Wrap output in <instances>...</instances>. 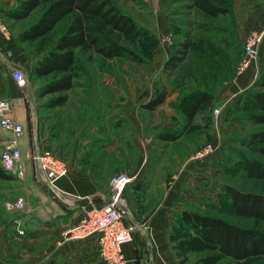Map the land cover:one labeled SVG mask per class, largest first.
<instances>
[{
    "label": "rangeland",
    "instance_id": "obj_1",
    "mask_svg": "<svg viewBox=\"0 0 264 264\" xmlns=\"http://www.w3.org/2000/svg\"><path fill=\"white\" fill-rule=\"evenodd\" d=\"M17 1L0 0V26L13 40L38 18L37 12L24 21H12L5 17L3 13L12 9ZM112 2L137 26L132 35L125 37L124 43L139 58V62L116 58L101 65V58L94 56L93 62L85 64L87 74L76 81L77 86L64 93L67 101L59 112L51 110V113H78L85 117H100L103 122L97 127L100 128L102 137H105L103 144L107 143L110 132L116 133L119 140L116 150L118 173L137 175L134 183L141 181V188L151 186L155 176L157 183H165L168 188L182 177L187 163L197 161V154L210 145L212 152L208 160L211 167L209 179L197 188L199 193L195 192V188L191 189L194 198L189 204H183L179 212L189 210L244 225V221L232 215L224 187L230 186L242 192L259 191L256 183L246 177L240 163L241 154L257 158L244 145L251 134L264 130V125L251 126L244 120L251 109L244 108L242 103L239 105L241 95L252 86L228 106L218 103L216 98L223 87L241 71L247 37L259 34L249 30L247 19L252 7L264 10V0H237L230 15L216 20L207 19L195 10L188 9L185 0ZM185 32L190 34V50L174 71L166 70L165 62L172 55L174 46L184 41ZM21 46L28 49L33 58L37 56L31 46ZM30 70H20L26 84L18 89L38 117V114L42 115L44 103L59 94L40 96L39 89L50 78H30ZM6 78L9 76L6 75ZM162 90L166 91V97L173 96V100L168 104H161L153 111L145 109L144 105ZM179 90L183 94L180 95ZM196 92L210 93L214 98L211 107L198 112L176 142L158 140V134L162 132L182 130L189 110L183 100L185 96ZM0 100L7 99L0 94ZM36 100L40 104L37 108L34 104ZM131 115L140 121L134 129L123 120ZM220 119L224 120V124L220 126L225 131L221 134L219 129V139H212ZM8 136L0 126V152L11 140H8ZM37 175L41 182L39 174ZM11 177L10 181L0 180V225L6 218L10 221L19 214L8 212L5 208L6 202L19 198L15 191L19 187L17 179L15 176ZM171 233H175L179 239L191 236L188 224L181 221H173ZM195 258L191 254L187 264H192Z\"/></svg>",
    "mask_w": 264,
    "mask_h": 264
},
{
    "label": "crops",
    "instance_id": "obj_2",
    "mask_svg": "<svg viewBox=\"0 0 264 264\" xmlns=\"http://www.w3.org/2000/svg\"><path fill=\"white\" fill-rule=\"evenodd\" d=\"M252 8L247 19L249 30L264 32V10ZM30 68L31 62L21 44L0 30V94L11 105L9 116L23 127L17 140L22 159L16 175L12 176L17 179L18 197L26 203L18 216L24 235L17 233L12 220L6 218L0 225V264H107L99 257L95 236L70 240L65 233L91 207H102L110 199V182L118 173L117 134L110 132L107 143L103 144L105 137L97 127L103 122L100 117L78 113L54 115L51 112H59L61 106H48L47 102L43 106L45 111L36 117L35 110L24 101L20 87L11 78L13 70L28 72ZM263 70L264 38L257 47L256 58L223 87L217 94V102L225 106L235 102ZM170 97L165 98L163 105L173 100ZM34 104L39 107V100ZM123 120L133 129L140 122L132 115ZM222 121H217L219 127L212 139H219V129L221 134L225 131L220 126L224 124ZM8 134L9 140L12 135ZM38 148L48 149L68 166L66 177L57 182L55 191L39 181L37 168L30 160ZM196 160L189 161L182 177L168 188L165 183H157L156 176L151 186L141 188L138 181L125 188L126 224L133 228L132 241L122 246L126 264H179L170 243L171 226L182 205L194 198L191 189L199 193L197 188L207 183L211 170L209 156Z\"/></svg>",
    "mask_w": 264,
    "mask_h": 264
},
{
    "label": "trees",
    "instance_id": "obj_3",
    "mask_svg": "<svg viewBox=\"0 0 264 264\" xmlns=\"http://www.w3.org/2000/svg\"><path fill=\"white\" fill-rule=\"evenodd\" d=\"M185 1L188 9L216 20L230 15L237 0ZM35 12L38 13L37 20L24 28L15 40L31 46L38 56L33 58V54L22 47L31 62L30 78H50L39 89V95L59 94L47 102L48 106L65 104L67 96L64 93L77 86L76 81L87 74L85 64L93 62L94 56L101 58V65L116 58L139 62L124 43L125 37L132 35L137 26L112 0H18L3 14L12 21H24ZM191 45L190 34L185 32L184 41L174 46L164 68L174 71L187 56ZM165 98L166 91L162 90L144 107L153 111ZM239 99V105L242 103L244 108L251 109L244 120L251 126L264 125V70ZM213 101V96L206 92L185 96L183 102L189 108L185 126L181 131L162 132L157 139L169 143L179 140L195 115L210 108ZM244 146L257 158L241 154L240 164L259 191L242 192L224 187L232 215L244 221V225L189 210L179 212L174 221L188 224L191 231V236L186 239H179L170 232L171 247L179 264H187L191 254L196 256L192 264H264V130L251 134ZM11 179L0 166V180Z\"/></svg>",
    "mask_w": 264,
    "mask_h": 264
},
{
    "label": "built area",
    "instance_id": "obj_4",
    "mask_svg": "<svg viewBox=\"0 0 264 264\" xmlns=\"http://www.w3.org/2000/svg\"><path fill=\"white\" fill-rule=\"evenodd\" d=\"M1 32L6 33L0 27ZM264 33L251 34L244 45V63L241 71L250 60L257 56V47L262 42ZM12 80L19 86L26 84V79L20 70L11 72ZM11 105L8 100H0V126L12 135L11 140L0 152V166L10 175H16L17 166L22 159L17 140L22 136L23 127L9 116ZM215 113H218L215 111ZM212 152L211 146L205 147L197 154V158L208 157ZM30 160L38 170L41 182L55 191L57 182L66 177L68 166L59 160L48 149L38 148L30 155ZM137 175L118 173L111 179V196L102 207H91L80 221L66 231V238L70 240H84L90 237L97 238L100 259L107 264H126L122 246L132 241L133 228L126 224L128 209L123 199V191L133 183ZM26 207L22 197L5 203V208L11 213H20ZM19 214L12 220L19 235H24L20 228ZM148 264V263H147Z\"/></svg>",
    "mask_w": 264,
    "mask_h": 264
}]
</instances>
